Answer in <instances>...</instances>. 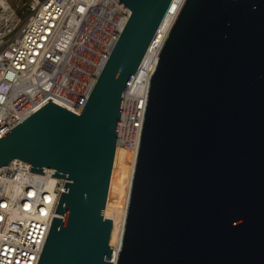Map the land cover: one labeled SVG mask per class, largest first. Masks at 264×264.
<instances>
[{
  "label": "water",
  "instance_id": "water-1",
  "mask_svg": "<svg viewBox=\"0 0 264 264\" xmlns=\"http://www.w3.org/2000/svg\"><path fill=\"white\" fill-rule=\"evenodd\" d=\"M130 11L76 114L48 99L0 137L64 178L37 264H112L123 93L173 0ZM116 264H264V0H184L149 79Z\"/></svg>",
  "mask_w": 264,
  "mask_h": 264
},
{
  "label": "built area",
  "instance_id": "built-area-1",
  "mask_svg": "<svg viewBox=\"0 0 264 264\" xmlns=\"http://www.w3.org/2000/svg\"><path fill=\"white\" fill-rule=\"evenodd\" d=\"M129 15L120 0H35L22 18L0 0V137L48 99L78 114ZM156 36L144 57L153 49L158 58ZM153 70L123 93L116 146L135 157ZM42 172L19 159L0 167V264L38 262L66 182Z\"/></svg>",
  "mask_w": 264,
  "mask_h": 264
},
{
  "label": "bare ground",
  "instance_id": "bare-ground-1",
  "mask_svg": "<svg viewBox=\"0 0 264 264\" xmlns=\"http://www.w3.org/2000/svg\"><path fill=\"white\" fill-rule=\"evenodd\" d=\"M183 2L184 0H173L171 2L169 9L160 25L159 35L156 36L157 42L160 43V45L162 44L168 31L170 30L172 23L174 22ZM156 54L157 52L153 51V49L147 52L146 56L143 59L140 70L137 72V78L141 79L145 75L148 76L150 72L155 68L157 60ZM121 161L122 165L120 166L116 186V192L120 193L118 209L111 208V219L113 225L110 236V244L112 246V256L110 260L112 264H116L119 255L132 173L135 163V153L133 151L123 149Z\"/></svg>",
  "mask_w": 264,
  "mask_h": 264
},
{
  "label": "rangeland",
  "instance_id": "rangeland-1",
  "mask_svg": "<svg viewBox=\"0 0 264 264\" xmlns=\"http://www.w3.org/2000/svg\"><path fill=\"white\" fill-rule=\"evenodd\" d=\"M10 3L16 8L19 15H21L22 18L26 16L28 13L31 4H34L35 0H9ZM122 165V161L120 166ZM109 245L112 248L109 240Z\"/></svg>",
  "mask_w": 264,
  "mask_h": 264
}]
</instances>
